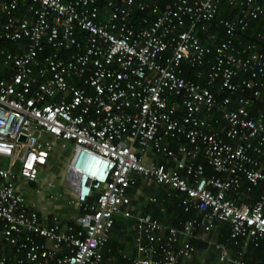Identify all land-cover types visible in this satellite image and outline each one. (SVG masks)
Returning <instances> with one entry per match:
<instances>
[{"label": "built area", "instance_id": "2783aa9c", "mask_svg": "<svg viewBox=\"0 0 264 264\" xmlns=\"http://www.w3.org/2000/svg\"><path fill=\"white\" fill-rule=\"evenodd\" d=\"M223 1L236 13L218 23V41L208 32ZM252 21L264 24V2L0 0V264H102L119 215L136 222L139 254L126 264H184L196 248L179 240L196 238L201 222L175 227L135 216L128 210L134 174L178 194L185 211L201 213L205 230L228 223L231 239L258 246L264 50L240 40ZM171 139L176 149L167 147ZM68 143L76 147L77 191L67 204L82 214L76 225L62 229L54 217L44 227L19 181L37 182ZM148 151L174 167L147 163ZM200 155L218 174L195 163ZM243 178L247 191L263 183L253 203L227 196ZM215 248L219 264H245Z\"/></svg>", "mask_w": 264, "mask_h": 264}, {"label": "crops", "instance_id": "0c3cea01", "mask_svg": "<svg viewBox=\"0 0 264 264\" xmlns=\"http://www.w3.org/2000/svg\"><path fill=\"white\" fill-rule=\"evenodd\" d=\"M177 145L178 142L172 139L167 142V147L170 149H176ZM146 162L162 164L168 168L174 167V163L164 153L154 151L147 152ZM45 169L41 172L43 173ZM42 173H40L37 182L19 181V191L23 194L28 209L35 210L38 213L44 227H51L54 217L60 219L62 229L70 224L76 225V218L82 214V210L74 205L67 204V202L76 198L77 185L75 184L72 197L65 200L62 187L54 185L52 180H48L50 177L47 178ZM133 176L135 183L128 190L131 199L128 210L135 216L149 214L163 225L175 227H181L190 220L201 222V225L196 228V238L181 236L179 240L178 246L189 242L196 248L190 258L183 259L184 264H219L218 250L215 245L224 246L226 254L231 260L241 259L245 264H264V257L257 256V253L251 249V241L246 238H239L242 242L237 244V242L231 240L230 233H228V223L217 222L210 230H205L201 213L195 209L189 211H185L184 207L182 209L183 205L178 194L172 193L169 189L160 187L140 175L134 174ZM141 179H143L142 184ZM147 182L149 184L144 186L143 184ZM243 183L244 180L242 179ZM46 185L51 188L48 192L44 191ZM53 194H58V198H53ZM227 196L235 198L239 204L253 203L259 198L256 191L252 192L244 189L237 192L230 191ZM135 224L134 218H126L121 215L115 218L110 238L103 249L104 259L102 264H126L129 258L136 257L139 254L135 243L137 236Z\"/></svg>", "mask_w": 264, "mask_h": 264}, {"label": "trees", "instance_id": "16d2710c", "mask_svg": "<svg viewBox=\"0 0 264 264\" xmlns=\"http://www.w3.org/2000/svg\"><path fill=\"white\" fill-rule=\"evenodd\" d=\"M24 12H25V8L20 7L18 13L23 14ZM235 13L236 12L234 10H231L230 7H228V5L226 4V2L223 1L222 5L220 7V10H219V14L217 15V18L215 20V23L209 27L208 34L209 33L210 34H216L219 38L218 41H222L223 36H224V32H223L222 27L218 23L220 22V20L233 17ZM137 14L142 15V13H137ZM259 32L264 33V24L262 22H259V21H252L248 31L240 36V40L243 43L255 42V43L259 44L260 49L264 50V38L262 40H260L258 38L257 34ZM206 35H207V33L203 34L202 36H206ZM218 41H216V43ZM7 46H9V45H7ZM212 59H213V56L211 55L209 57V60L206 62L205 66L203 67L204 72H206L208 70L210 63L212 62ZM184 73H185L186 77L194 78V74H195L194 69L187 66V65L184 66ZM248 93L249 92H246L245 95H247ZM71 147H73V149L69 151V153L65 157L66 159L73 157L75 155L76 147L73 144H71ZM66 148H67V146L64 148L60 147L61 150H64ZM195 163L196 164H202L205 168V172L207 175L216 174V172L208 164L206 159L204 157H202L201 155L195 160ZM72 179H73V176L71 175L69 180H72ZM243 180H244V183L242 184V189L246 190V188L248 187V183L244 178H243ZM262 188H263V183L260 182L258 185L253 186L251 191L252 192L256 191L258 193V197H259L261 192H262ZM92 200L93 199H90V201H92ZM182 209H183V206H182ZM228 233H230V226H229V232ZM240 239L236 241L237 244L242 242ZM231 240L234 241L233 239H231ZM250 245H251V249H253L257 253V256L264 257V239L259 242L258 246H254L252 243H250ZM103 259H104V257H103Z\"/></svg>", "mask_w": 264, "mask_h": 264}, {"label": "rangeland", "instance_id": "374dc122", "mask_svg": "<svg viewBox=\"0 0 264 264\" xmlns=\"http://www.w3.org/2000/svg\"><path fill=\"white\" fill-rule=\"evenodd\" d=\"M73 147H71V143L67 144V148L64 150L60 149V146L56 148V150L53 152L51 159L49 160L46 169L43 171V176L46 175L48 180H52L54 185H57L58 187H62L63 195L65 200L70 199L72 195L74 194V188L76 184V173H77V163H76V157L75 155L73 157H70L66 159L65 157L69 153L70 150H72ZM5 161L0 160V166H5ZM73 176L72 180H69V178ZM143 179L140 180L141 184L143 183ZM149 184L148 182L143 184L146 186ZM27 187L29 185L26 184ZM149 186V185H148ZM151 187V186H149ZM51 190L50 187L47 185L44 186V191L48 192Z\"/></svg>", "mask_w": 264, "mask_h": 264}, {"label": "water", "instance_id": "95a60500", "mask_svg": "<svg viewBox=\"0 0 264 264\" xmlns=\"http://www.w3.org/2000/svg\"><path fill=\"white\" fill-rule=\"evenodd\" d=\"M260 1L264 2V0H260ZM21 140H24V137L23 136L21 137Z\"/></svg>", "mask_w": 264, "mask_h": 264}]
</instances>
